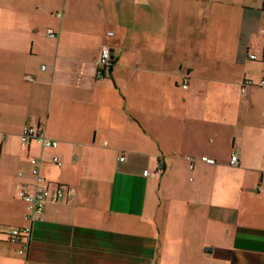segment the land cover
Masks as SVG:
<instances>
[{"label": "crops", "instance_id": "1", "mask_svg": "<svg viewBox=\"0 0 264 264\" xmlns=\"http://www.w3.org/2000/svg\"><path fill=\"white\" fill-rule=\"evenodd\" d=\"M262 29L264 0H0V264H264ZM31 158L74 196L19 254Z\"/></svg>", "mask_w": 264, "mask_h": 264}, {"label": "built area", "instance_id": "2", "mask_svg": "<svg viewBox=\"0 0 264 264\" xmlns=\"http://www.w3.org/2000/svg\"><path fill=\"white\" fill-rule=\"evenodd\" d=\"M56 16H60L56 13ZM47 35L50 37H55V32L51 29H47ZM261 34L264 42V29L261 30ZM264 47V44H263ZM250 59H256L255 54L249 55ZM112 55L109 45L102 44L99 48V54L96 61L95 75L97 78H103L105 76V71L111 66ZM245 85H256L264 88V77L254 82L250 79H246ZM184 88L187 86L184 85ZM244 89L242 88L241 91ZM31 140H36L42 148H56L58 145L57 140L45 136L42 131L32 125H25L20 133V141L22 144H26ZM188 162L190 169H193L196 159L191 156L185 157ZM123 160V157H120ZM51 161L56 165L60 166L62 163L60 159L54 155ZM199 161L214 164L215 160L208 156H201ZM238 162V157L236 153H232L230 157V164L236 165ZM40 163L41 159L31 158L30 159V178L31 181L25 179L22 172L18 173V177L23 178L20 180L16 187V195L23 199L26 203V213L24 215V220L26 225L23 227H14L10 230L8 234L9 242L13 244H18L20 248L18 249L19 254H23L25 249L28 247L29 239L31 236L33 224L40 220L44 211L45 203L48 200L57 201L65 197L72 198L74 196V189L72 187L63 188L62 186H56L53 189L50 188L49 183L43 178L40 173ZM143 175H149L148 170L143 171Z\"/></svg>", "mask_w": 264, "mask_h": 264}, {"label": "rangeland", "instance_id": "3", "mask_svg": "<svg viewBox=\"0 0 264 264\" xmlns=\"http://www.w3.org/2000/svg\"><path fill=\"white\" fill-rule=\"evenodd\" d=\"M255 52V51H254Z\"/></svg>", "mask_w": 264, "mask_h": 264}]
</instances>
